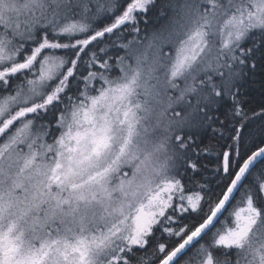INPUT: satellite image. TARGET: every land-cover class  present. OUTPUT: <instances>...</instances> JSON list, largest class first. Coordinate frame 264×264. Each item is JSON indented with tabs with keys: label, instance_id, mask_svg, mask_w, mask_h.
Here are the masks:
<instances>
[{
	"label": "rangeland",
	"instance_id": "1",
	"mask_svg": "<svg viewBox=\"0 0 264 264\" xmlns=\"http://www.w3.org/2000/svg\"><path fill=\"white\" fill-rule=\"evenodd\" d=\"M96 1L0 0V264H114L143 246L175 203L196 210L200 196L184 192L173 170L184 132L202 124L197 78L213 73V83L230 87L239 77L237 47L264 27V0H176L170 40L133 42L130 58L105 64L111 73L82 75L55 51L26 52L46 40L38 30L89 40ZM171 39L174 49L161 54ZM67 72L85 83L80 100L37 109ZM202 245L185 264H216L215 246L238 248L227 264H264V214L253 198L226 212Z\"/></svg>",
	"mask_w": 264,
	"mask_h": 264
},
{
	"label": "trees",
	"instance_id": "2",
	"mask_svg": "<svg viewBox=\"0 0 264 264\" xmlns=\"http://www.w3.org/2000/svg\"><path fill=\"white\" fill-rule=\"evenodd\" d=\"M174 1L176 0H97L91 4L95 17L89 19L93 25L89 40L85 41L83 36L67 38L57 36L47 29L38 30L37 39H43L46 34V40L29 42L25 50L32 58H41L43 54L55 51L68 58L82 75H86L89 70L111 73L114 70H106L105 64L114 68L118 56L128 58L129 47L133 42H144L151 35L156 37L157 43L168 38V23L173 15L169 5ZM128 5L129 9L122 20L115 21L114 17L119 16ZM137 5L141 8L135 11ZM133 11V22H126ZM97 31L100 32L96 33ZM172 42L171 39V42L165 44L161 54L165 55L167 48L174 49L175 44ZM235 54L240 58V71L238 79L230 87L213 83V73L197 78V84L204 89L205 104L199 107L202 124L184 132L183 144L180 146L183 148L182 161L173 170V175L184 192L200 196L198 208L179 209L175 203L168 210L172 219L168 220L170 224L166 223L167 228H157L149 236L145 246L135 247L131 254L114 264H158L211 214L244 160L264 145V27L250 30ZM68 72L53 81V88L48 89L49 97L38 106L50 103L49 109L54 108L52 111L56 112L70 99L80 100L78 92L85 83L82 84ZM182 79L178 81L181 82ZM22 81L21 77L20 82ZM12 86H16L15 90L18 83L13 81ZM188 97L193 99L194 95L189 94ZM55 120L56 118L52 119L51 124ZM227 151L230 152V166L225 173L223 160ZM263 184L264 157L250 170L219 219L243 203L249 195L263 215ZM217 223L218 221L173 264H185L192 259L195 251L191 249L197 244L206 243ZM200 241L202 242L199 243ZM161 246H165V249L162 250ZM211 250L216 264H227L238 258L237 247L215 246Z\"/></svg>",
	"mask_w": 264,
	"mask_h": 264
},
{
	"label": "water",
	"instance_id": "3",
	"mask_svg": "<svg viewBox=\"0 0 264 264\" xmlns=\"http://www.w3.org/2000/svg\"><path fill=\"white\" fill-rule=\"evenodd\" d=\"M264 157V145L252 152L242 163L239 170L235 174L230 186L217 204L211 214L192 232L188 235L177 247H175L163 260L158 264H172L180 256H182L195 242H197L221 217L230 202L235 197L244 179L253 168V166ZM224 172L229 171L230 152L227 151L224 155Z\"/></svg>",
	"mask_w": 264,
	"mask_h": 264
},
{
	"label": "flooded vegetation",
	"instance_id": "4",
	"mask_svg": "<svg viewBox=\"0 0 264 264\" xmlns=\"http://www.w3.org/2000/svg\"><path fill=\"white\" fill-rule=\"evenodd\" d=\"M72 63H73V62H72ZM50 105H51V104H50ZM44 106H45V105H43V106H38V105H37V108L43 110ZM169 219H172V216H169V213H168V211H167V212L165 213V215H163V216H161V218H158L157 220H155V222L153 223V225H151V227H150V232H149L148 234L144 235L145 240H144V244H143V246H145V245L148 243L149 236L152 235V234H154V233H155V230H157V228H159V227H161V229L167 228L166 225H167L168 223L170 224V221H168ZM166 223H167V224H166ZM143 246H134V247L131 248V250L126 249L127 252H125L124 257L128 256V254H131L132 251H134V248H135V247H136V248H140V247H143ZM129 248H130V247H129ZM161 249L164 250V249H165V246H161ZM165 257H166V256H165ZM165 257H164V258H165ZM164 258H163V259H164ZM163 259H162V260H163ZM175 261H176V260H175ZM175 261H174V262H175ZM174 262H173V263H174ZM173 263H172V264H173Z\"/></svg>",
	"mask_w": 264,
	"mask_h": 264
}]
</instances>
